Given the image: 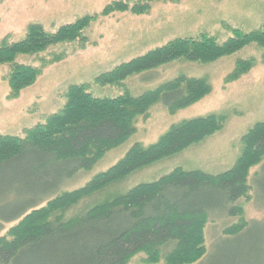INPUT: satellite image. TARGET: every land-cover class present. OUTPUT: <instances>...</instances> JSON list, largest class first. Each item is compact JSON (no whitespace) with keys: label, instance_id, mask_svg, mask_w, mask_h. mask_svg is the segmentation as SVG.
<instances>
[{"label":"trees","instance_id":"1","mask_svg":"<svg viewBox=\"0 0 264 264\" xmlns=\"http://www.w3.org/2000/svg\"><path fill=\"white\" fill-rule=\"evenodd\" d=\"M180 1L136 0L131 5L117 1L107 5L101 16L126 12L140 16L147 14L154 2ZM94 20V16H85L54 33L34 24L20 41L2 39L0 66L8 67L9 98H17L31 87L43 69L62 61L64 54L41 59L38 67L20 64L18 58L37 57L65 44L78 43L83 48L84 31ZM233 36L223 43L207 34L172 40L96 77L94 83L119 87L134 76L150 83L158 68L173 62L206 65L252 44L264 48V25L247 34L236 30ZM254 65V59L238 60L227 80H237ZM89 89L88 85L70 86L64 107L43 124L26 130L23 138L0 136V231L18 221L0 237V264H127L139 253L145 254L147 264L161 260L193 264L204 259L201 229L205 222L214 216L239 217V202L248 199L252 188L255 194L264 195V121L243 137V154L225 173L176 169L155 182L139 184L70 215L84 200L135 171L200 143L218 132L224 122L222 116L214 114L184 120L171 126L154 144H135L119 162L83 187L63 192L66 183L91 170L108 150L125 141L133 132L134 120L151 107L160 103L173 113L211 91L205 78L184 77L138 97L125 91L115 98H95ZM258 164L249 185L248 171ZM237 225L224 230V246L244 244L250 225ZM209 258V264H216Z\"/></svg>","mask_w":264,"mask_h":264},{"label":"rangeland","instance_id":"2","mask_svg":"<svg viewBox=\"0 0 264 264\" xmlns=\"http://www.w3.org/2000/svg\"><path fill=\"white\" fill-rule=\"evenodd\" d=\"M117 1L131 5L136 0H0V41L8 38L11 43L23 39L30 25L37 24L44 31L54 33L85 16L95 17L84 31L86 43L83 48L78 43L65 44L37 57L18 58L20 64L38 67L41 59L64 54L62 61L43 69L36 82L15 99L9 98L8 67L0 66V136L23 138L26 130L43 124L48 116L64 107L65 94L70 86L88 85L89 93L95 98H115L125 91L138 97L178 77L208 81L211 91L197 103L173 113L159 103L146 115L137 117L132 123L133 132L125 141L108 150L91 170L80 172L66 183L62 191L71 192L114 166L135 144L144 147L154 144L173 125L211 114L222 116L224 122L221 129L210 137L131 173L124 180L84 200L70 215L97 202L111 200L114 195L139 184L155 182L176 169L198 170L211 175L225 173L242 156L243 137L256 123L264 121V48L254 44L211 64L170 63L158 68L150 83L138 76L127 79L119 87H100L94 83L96 77L175 39L207 34L223 43L233 38L236 30L242 34L257 30L264 25V0L154 2L144 15L126 12L101 16L107 5ZM248 59H254L255 65L237 80L228 81L236 62ZM261 164L249 169V185ZM248 196L239 202L242 208L239 217L214 216L205 222L201 236L207 256L193 264H209V257L216 264H264V195L255 194L252 188ZM244 222L250 225L244 244L224 246L221 241L226 239L224 230ZM17 223L4 225L0 237ZM246 253H249L248 259ZM144 260L145 254L139 253L127 264H147ZM156 264L166 263L161 260Z\"/></svg>","mask_w":264,"mask_h":264}]
</instances>
